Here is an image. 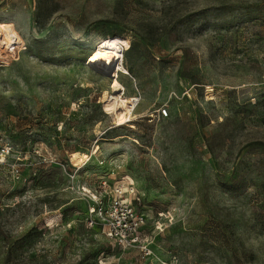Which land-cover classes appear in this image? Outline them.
<instances>
[{"label":"rangeland","instance_id":"1","mask_svg":"<svg viewBox=\"0 0 264 264\" xmlns=\"http://www.w3.org/2000/svg\"><path fill=\"white\" fill-rule=\"evenodd\" d=\"M0 156V264H264V0H0ZM114 188L136 248L89 225Z\"/></svg>","mask_w":264,"mask_h":264},{"label":"built area","instance_id":"2","mask_svg":"<svg viewBox=\"0 0 264 264\" xmlns=\"http://www.w3.org/2000/svg\"><path fill=\"white\" fill-rule=\"evenodd\" d=\"M162 115L167 116V112L162 111ZM106 194L92 196L95 204L90 210L89 225L103 229L104 235L122 248L138 247L147 224L146 216L135 206L139 196L122 188H114Z\"/></svg>","mask_w":264,"mask_h":264},{"label":"bare ground","instance_id":"3","mask_svg":"<svg viewBox=\"0 0 264 264\" xmlns=\"http://www.w3.org/2000/svg\"><path fill=\"white\" fill-rule=\"evenodd\" d=\"M129 47L130 41L127 38L114 36L102 39L88 56L86 66L117 81L120 73L128 74L123 65V54ZM138 100L137 97L120 100L116 110L117 121L120 125L128 120ZM3 158L0 156L1 160Z\"/></svg>","mask_w":264,"mask_h":264}]
</instances>
